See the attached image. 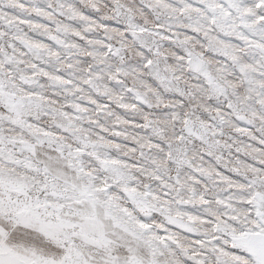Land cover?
Wrapping results in <instances>:
<instances>
[{
    "label": "snow or ice",
    "instance_id": "6c2138e0",
    "mask_svg": "<svg viewBox=\"0 0 264 264\" xmlns=\"http://www.w3.org/2000/svg\"><path fill=\"white\" fill-rule=\"evenodd\" d=\"M0 264H264V0H0Z\"/></svg>",
    "mask_w": 264,
    "mask_h": 264
}]
</instances>
